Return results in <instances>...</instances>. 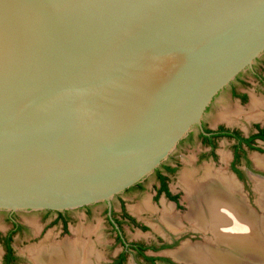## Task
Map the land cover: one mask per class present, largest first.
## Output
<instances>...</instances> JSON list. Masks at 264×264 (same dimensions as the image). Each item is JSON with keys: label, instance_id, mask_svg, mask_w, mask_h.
Listing matches in <instances>:
<instances>
[{"label": "water", "instance_id": "obj_1", "mask_svg": "<svg viewBox=\"0 0 264 264\" xmlns=\"http://www.w3.org/2000/svg\"><path fill=\"white\" fill-rule=\"evenodd\" d=\"M262 54L264 0H0V210L111 208Z\"/></svg>", "mask_w": 264, "mask_h": 264}, {"label": "rangeland", "instance_id": "obj_2", "mask_svg": "<svg viewBox=\"0 0 264 264\" xmlns=\"http://www.w3.org/2000/svg\"><path fill=\"white\" fill-rule=\"evenodd\" d=\"M262 59L264 55L262 54ZM263 61V60H262ZM250 80V85L247 90L250 92L251 99H257L263 103V105H258L255 112L260 113V118H250L247 116V111H249V104L241 105L238 100L233 99L228 95L229 92L222 91L220 95L212 102L209 110L206 112L203 120L210 127H216L219 123L223 122L228 125L237 126L243 132L249 133L252 130L253 121L255 119L262 120L264 122V91L259 87V83L252 75L247 74ZM263 106V107H261ZM238 109H241L240 114H233ZM225 116L227 113L230 115L231 122L223 121L219 119V114ZM195 129V128H194ZM232 141L227 138H222L219 141L218 145V158H204L198 160V155L204 149L201 144L198 142L194 144L182 143L178 146L170 155L176 156L180 160V167L176 175L171 180V187L174 191L180 190L182 196H185V191L180 183V179L183 177L186 172H191L194 174L195 178L199 177L202 174L203 169L206 166H212L215 170H224L228 174L232 175L233 171L230 167L231 157H232ZM264 147V144H262ZM226 155L227 160L225 161L222 156ZM249 156L252 160V168L248 170L250 173L247 176V190L245 188L242 191V194L246 198L250 209L257 215L263 217L264 219V210L261 207H258L256 200H259V194L255 186L257 184L250 178L252 177L261 178L264 180V152L260 151H251ZM256 156V157H255ZM261 158H263L261 160ZM169 159V158H168ZM166 159L165 161H167ZM262 161V162H260ZM259 163V164H258ZM210 167L204 169V173ZM211 169V168H210ZM193 171V172H192ZM214 171V170H213ZM218 172V171H215ZM251 172L254 174H251ZM152 174L149 175L148 188L139 196H126L127 206L129 210H132L136 213L138 218L144 221L147 224V229H142L138 226L131 227L125 225V234L127 238L131 241H143L146 243L158 242L159 238H164L165 240L173 241L175 236L178 238L179 234L171 229H169L161 220L162 210L165 205H171L166 202L163 198L160 201V204L151 203V196L153 190L151 188ZM258 182V181H256ZM256 184V185H255ZM183 197L181 198L183 202V208L178 210L180 213H185L187 208V201L185 202ZM154 207V210L141 209L145 201ZM118 201H116V207L119 209ZM147 204V203H146ZM259 204V203H258ZM78 207L72 210V220L69 223V231L65 232L62 229L61 221L59 222H50L56 213H52L49 217L43 213V210H20L16 211L15 218L20 221L26 228L22 233L16 234L14 239V246L17 254L20 257V264H36L32 259V253L39 246L45 242L46 244L58 245L59 243L69 240L75 242L79 240L80 242H85L90 246L92 243L94 246H90L92 252L89 254L90 260L88 264H106L111 259H113L118 251L122 249L120 244L116 243L115 236L116 232L112 229L111 225L107 222L106 217L102 213L103 205H94L93 212L90 216H87L85 208ZM189 207V206H188ZM167 209V208H166ZM10 212L8 210H0V234L6 233L10 227H12V222L10 220ZM165 212V211H164ZM188 212V211H187ZM164 214V213H163ZM186 214V213H185ZM185 214L183 217L185 218ZM181 218V215H180ZM186 219V218H185ZM189 222V220H188ZM187 221H183L182 232L185 233V236L179 237L176 244L170 246L169 248L160 251L159 253H164L168 257H173L169 252L174 250L176 251L181 249L183 245L188 243L196 242H206L208 237H211V234H204L198 230H192V226ZM207 235V236H206ZM57 243V244H56ZM179 248V249H178ZM34 249V250H33ZM172 251V252H174ZM4 255V247L2 241L0 240V264H2ZM177 259V258H176ZM184 261V260H183ZM125 264H146L142 259L137 258L133 254H129V257Z\"/></svg>", "mask_w": 264, "mask_h": 264}, {"label": "flooded vegetation", "instance_id": "obj_3", "mask_svg": "<svg viewBox=\"0 0 264 264\" xmlns=\"http://www.w3.org/2000/svg\"><path fill=\"white\" fill-rule=\"evenodd\" d=\"M248 73L258 81L259 83L258 88H261L264 91V59H262V57H259L255 61L253 67H249L244 71H242L239 75H237V77L229 85H227L222 91L226 90V92H229L228 95H230L231 98L238 100V102L241 105L250 103L249 111H247V116L250 118H260L259 116L260 113L255 111L257 110L258 105H263V103L255 98L254 99L250 98V92L247 90V88L251 83L250 80L248 79L249 77L247 76ZM220 93L215 97V99L220 95ZM215 99L213 100V102L215 101ZM240 112L241 109H238L233 114L237 115L240 114ZM222 113L224 112H221L219 114V119L223 121L225 120L231 122L232 118H230V115L227 113L225 116L224 115L222 116L221 115ZM261 134H263V136ZM222 138H227L232 141V146H231L232 157H231L230 167L233 171V174L230 175L224 170L223 171L215 170V168H213L212 166H206V167H210L212 170H214V172L215 171L225 172L226 174L231 176L237 182V184H239L241 191H243L244 188L245 190H247V188H249L247 184V176L250 173L248 170H251L252 168V160L249 156V152L251 151L264 152V147L262 146V144H264V122L262 120L255 119L253 121L252 130L249 133H245L235 125L232 126L221 122L216 127H210L205 123V120H203L202 127L196 126L195 129H192L188 133V135L180 141L178 146H180L182 143L185 142L191 145L198 142L204 148L202 149L201 153L198 155V160L199 159L202 160L204 158L217 159L218 158L217 149H218L219 141ZM246 138H252V139L250 140V142H247L245 140ZM252 147H255L256 149H253ZM227 157L224 154L222 156V158L225 161L227 160ZM179 164H180L179 158H177L176 156L169 157L167 161H164L153 172L152 174L153 178L151 181V188L153 190V194L151 196V203L155 202L157 204H160V201L163 198L166 202L171 204V205H165L161 214L162 222L171 230L173 229L167 225L166 221L163 218V213L166 208L170 209L172 213L175 212L174 214L181 215V220H180L181 224L183 223V221L188 222V220L182 216L189 210L183 178L180 179V183L185 191L184 197L182 196L180 190L174 191L171 187V180L178 172L180 167ZM204 169L202 174H200L199 176H202L204 174ZM251 174H254V172L253 173L251 172ZM250 178L254 180L255 183L257 180H261V178L252 177L251 175ZM148 181H149V176L145 177L143 180L127 188L123 192L117 194L112 200L111 208L108 202L106 201L86 205L83 207L86 210L87 216H90L93 212L94 205H98V204L103 205L102 213L106 217V220L111 225L112 229L116 232V236H115L116 243L122 246V249L118 251L117 255L106 264H123L125 258L127 261L129 254H133L137 258L142 259L146 264H191L189 262L176 259V257L172 252L174 250L169 252L173 257H168L164 253H159L160 251H163L169 248L170 246H173V244H176V242L179 240L178 239L179 237L185 236V233L181 231L182 228H180L181 230L179 229L178 231H175L179 234L178 235L179 237L177 238L175 236L174 237L175 239L169 242L164 238H159L158 242H152V243H146L143 241H131L127 238L125 234L126 224L131 227L138 226L142 229H147L148 227L144 221L138 218V216L134 211L129 210L126 199V196L127 197L133 195L139 196L141 193L147 190V188L149 187ZM257 193L259 194L258 190ZM182 197L185 202L187 201L188 209L186 210L185 213L178 212V210L183 208L182 206L183 202L181 200ZM116 201H118L119 203L118 204L119 209H117L116 207ZM141 209H148L153 211L154 207L153 204L151 205L147 200L144 202ZM72 210L74 209L43 210V213L46 215V217H49L52 213H56V215L53 218H51L50 222L61 221L63 231L68 232L69 223L72 220V214H71ZM15 216H16V212H10L9 217L12 222V227H10V229L6 233L0 234V240L2 241V245L4 247L2 264H20V257L16 252L14 246V239L16 234L22 233V231L26 227L20 221H18L15 218ZM7 245L11 246L13 249L12 256L9 257L11 259L9 260V262H7V254H8ZM90 246L93 247L94 245L90 243ZM146 256H153L156 257L157 259L152 263L151 261L146 259ZM168 259L169 261H167ZM126 261L124 262V264L126 263Z\"/></svg>", "mask_w": 264, "mask_h": 264}, {"label": "bare ground", "instance_id": "obj_4", "mask_svg": "<svg viewBox=\"0 0 264 264\" xmlns=\"http://www.w3.org/2000/svg\"><path fill=\"white\" fill-rule=\"evenodd\" d=\"M222 171L209 168L199 178L191 172L183 174L189 206L185 218L194 229L211 237L204 243H187L173 254L191 264H264V219L250 209L239 184ZM257 181L258 203L264 210V180ZM174 213L167 208L163 218L178 231L181 218ZM72 241L51 246L43 242L32 259L36 264H88L91 247Z\"/></svg>", "mask_w": 264, "mask_h": 264}, {"label": "trees", "instance_id": "obj_5", "mask_svg": "<svg viewBox=\"0 0 264 264\" xmlns=\"http://www.w3.org/2000/svg\"><path fill=\"white\" fill-rule=\"evenodd\" d=\"M261 135L263 136V134H261ZM255 136H256V135H255ZM251 139H252V138H246L245 140H246L247 142H250ZM252 148H253V149H256L255 147H252ZM7 244H8V243H7ZM7 247H8L7 262H9V260H11L9 257L12 256V251H13V249H12V247L9 246V245H7ZM122 258H123V256H122ZM146 259L149 260V261H151V262L153 263L157 258H156V257H153V256H146ZM125 261H126V258L124 259L123 264H124ZM167 261H169V259H168Z\"/></svg>", "mask_w": 264, "mask_h": 264}]
</instances>
